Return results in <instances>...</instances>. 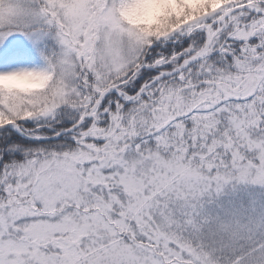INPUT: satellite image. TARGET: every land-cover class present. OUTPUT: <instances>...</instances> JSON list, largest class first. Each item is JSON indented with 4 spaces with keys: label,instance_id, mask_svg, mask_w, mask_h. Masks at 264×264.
I'll use <instances>...</instances> for the list:
<instances>
[{
    "label": "snow or ice",
    "instance_id": "6c2138e0",
    "mask_svg": "<svg viewBox=\"0 0 264 264\" xmlns=\"http://www.w3.org/2000/svg\"><path fill=\"white\" fill-rule=\"evenodd\" d=\"M0 264H264V0H0Z\"/></svg>",
    "mask_w": 264,
    "mask_h": 264
}]
</instances>
